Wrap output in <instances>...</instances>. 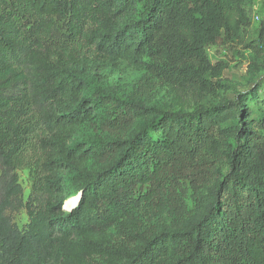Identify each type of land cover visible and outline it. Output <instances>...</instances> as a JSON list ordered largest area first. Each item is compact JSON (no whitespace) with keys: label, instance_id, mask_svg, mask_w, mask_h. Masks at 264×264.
<instances>
[{"label":"trees","instance_id":"obj_1","mask_svg":"<svg viewBox=\"0 0 264 264\" xmlns=\"http://www.w3.org/2000/svg\"><path fill=\"white\" fill-rule=\"evenodd\" d=\"M253 1L0 0V264H264V27L235 98L206 53Z\"/></svg>","mask_w":264,"mask_h":264},{"label":"rangeland","instance_id":"obj_2","mask_svg":"<svg viewBox=\"0 0 264 264\" xmlns=\"http://www.w3.org/2000/svg\"><path fill=\"white\" fill-rule=\"evenodd\" d=\"M247 23L240 29L237 37L233 35H225L221 32L217 42L208 47L207 57L212 66L219 71L217 77L213 79V83L218 81L222 86L219 91L224 92L228 97L235 98L240 93L249 90V85L253 82V78L262 79L261 73L256 69L262 62V55L259 54V32L264 27V0H254L246 8ZM58 36L63 33L62 23L54 20ZM109 75L113 82L128 84L143 79L146 87L159 88L156 82L151 78H142L139 72L128 67L125 63H120L116 69L109 71ZM264 93V83H262L259 94ZM262 143L264 144V131L261 132ZM33 159V160H31ZM32 165H38L35 156L27 153L24 161L13 171L17 179V183L23 192V201H26L32 185L33 174ZM5 172L0 169V177ZM73 199V198H72ZM184 202L186 206L191 207V198L186 195ZM66 205V203H64ZM76 204V199L71 200L67 205L71 209ZM8 216L15 222L18 228H22L27 223V215L22 210H11Z\"/></svg>","mask_w":264,"mask_h":264},{"label":"bare ground","instance_id":"obj_3","mask_svg":"<svg viewBox=\"0 0 264 264\" xmlns=\"http://www.w3.org/2000/svg\"><path fill=\"white\" fill-rule=\"evenodd\" d=\"M71 200H74V199H70V200H68V201L66 202V209H68L69 206H68L67 204H68Z\"/></svg>","mask_w":264,"mask_h":264}]
</instances>
